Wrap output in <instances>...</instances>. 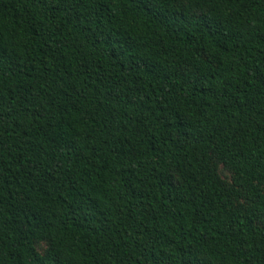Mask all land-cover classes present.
I'll use <instances>...</instances> for the list:
<instances>
[{
    "label": "trees",
    "instance_id": "obj_1",
    "mask_svg": "<svg viewBox=\"0 0 264 264\" xmlns=\"http://www.w3.org/2000/svg\"><path fill=\"white\" fill-rule=\"evenodd\" d=\"M0 264H264V0H0Z\"/></svg>",
    "mask_w": 264,
    "mask_h": 264
},
{
    "label": "rangeland",
    "instance_id": "obj_2",
    "mask_svg": "<svg viewBox=\"0 0 264 264\" xmlns=\"http://www.w3.org/2000/svg\"><path fill=\"white\" fill-rule=\"evenodd\" d=\"M218 173H219L221 180L225 183V185L229 188L232 187L233 174L227 168H225L224 165L218 164ZM248 199L249 198H247L246 201H240L239 205L246 207V208L249 207L250 203ZM48 248H49L48 241L37 242L35 244L36 251L41 255H44L47 252Z\"/></svg>",
    "mask_w": 264,
    "mask_h": 264
}]
</instances>
